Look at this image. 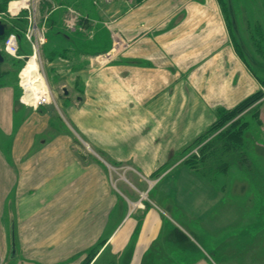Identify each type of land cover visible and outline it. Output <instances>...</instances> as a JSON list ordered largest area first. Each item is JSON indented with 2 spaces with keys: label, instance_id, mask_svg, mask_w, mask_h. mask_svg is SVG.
I'll list each match as a JSON object with an SVG mask.
<instances>
[{
  "label": "crops",
  "instance_id": "1",
  "mask_svg": "<svg viewBox=\"0 0 264 264\" xmlns=\"http://www.w3.org/2000/svg\"><path fill=\"white\" fill-rule=\"evenodd\" d=\"M83 6L79 16L86 25L61 41L49 40L39 53L56 105L21 104L14 74L0 75V188L6 187L0 207L6 204L17 250V219L20 233L44 236L35 249L48 252L63 248L60 236L75 235L77 243L79 234H95L84 228L93 218L111 216L106 168L79 165L73 134L105 162L185 154L216 122L218 108L233 109L263 89L240 56L221 0H90ZM188 181L200 183L190 176ZM210 187L203 184L198 196L204 211H214L220 200L221 192ZM71 200L72 207L64 205ZM164 217L161 211L146 213L128 264H177L166 248L161 254V238L166 246L188 250L186 230L165 226ZM80 219L84 226L73 230ZM130 234L119 242H128ZM16 260L8 261L68 263L42 254Z\"/></svg>",
  "mask_w": 264,
  "mask_h": 264
},
{
  "label": "rangeland",
  "instance_id": "2",
  "mask_svg": "<svg viewBox=\"0 0 264 264\" xmlns=\"http://www.w3.org/2000/svg\"><path fill=\"white\" fill-rule=\"evenodd\" d=\"M11 1L0 0V21L7 27L6 35L0 38V49L5 58L0 65V75L14 74L21 90L20 98L19 75L30 67L29 58L35 52L39 56L49 40L61 41L64 35H74L81 30L86 24L79 11L84 9L83 3L90 0H29V8L17 16L9 12ZM221 3L240 56L253 70L264 91V0H221ZM13 33L19 37L17 55L7 53L4 47L5 40ZM49 105L56 104L53 101ZM254 114L259 116L254 117ZM239 118L241 122L236 125L237 128L243 122L250 123L249 128L243 129V145L232 143L231 148H227L225 142L228 140L223 137L217 139L230 126L229 122L214 133H204L202 140L196 139L183 151L185 154L116 156L111 162H105L104 156L90 152L86 142L73 134L71 148L74 153L77 152L74 156L79 165L90 168L93 163H99L106 168L110 181L111 216L104 218L100 215L86 226L82 225L84 219H80L78 225L74 220L73 230L84 226L87 231L95 230V234H79L77 243L75 235L64 234L60 236L63 248L60 246V251L48 252L35 249L44 236L20 233L22 220L17 219L20 232L17 234L19 251L16 261L38 259L42 254L48 259L68 262L66 264L76 261L78 264H128L129 252L136 244L144 216L156 210L168 220L163 221L165 226L171 223L176 225V229H185L190 239L186 243L187 251L170 245L168 240L169 245L166 246L165 241L160 239L161 254H165L166 248L168 254L176 258L174 263L264 264V98L233 122ZM259 119L261 124H258ZM202 149L208 153H202ZM153 166L158 167L156 170H145ZM189 167H195L197 172L188 174ZM188 176L200 180V183L189 182ZM203 184L221 192L215 210L212 209L214 211H204L205 204L198 201ZM0 189L4 194L6 187ZM74 204L73 200L64 203L67 207ZM5 206L2 204L0 207V214L1 211L3 214L0 218V264H11L8 261L12 250V234H9L11 220L6 218ZM69 222L64 220L67 227ZM120 223L124 231L114 238ZM129 231L128 242L120 243L119 238ZM29 242L33 245L30 250ZM190 242L198 249L193 250ZM76 247L78 250L75 252Z\"/></svg>",
  "mask_w": 264,
  "mask_h": 264
},
{
  "label": "trees",
  "instance_id": "3",
  "mask_svg": "<svg viewBox=\"0 0 264 264\" xmlns=\"http://www.w3.org/2000/svg\"><path fill=\"white\" fill-rule=\"evenodd\" d=\"M137 2H140L142 0H135ZM263 86V85H262ZM264 98V91L260 90L257 93L253 94L252 96L248 97L244 101H242L238 106L234 107L233 109H226V108H218L216 111V122L212 125V127L206 132V134L211 133L217 129L219 130L225 123L228 125L229 122H231L230 126L227 127V129L223 130L217 139H225L228 140L225 142V146L227 148H231V144H237V145H243L244 142V135L245 132L243 129H247L250 127L249 122H243L242 125L237 128V124L241 122L240 118L233 122L234 119L238 118L239 116L245 115L249 109L253 108L254 105L259 103ZM262 104V102H261ZM260 104V106H261ZM258 106V107H260ZM257 111V110H256ZM256 113V112H255ZM254 117L259 116V114H254ZM242 118V117H241ZM261 120L259 119L258 124H261ZM203 136H200L198 139L202 140ZM204 149L207 148V145L203 147ZM209 149V148H208ZM206 150L202 149V153L207 154L208 152ZM214 153V152H213ZM190 168V167H189ZM192 171L197 172V169L195 167L190 168ZM84 264H90L87 262H84Z\"/></svg>",
  "mask_w": 264,
  "mask_h": 264
},
{
  "label": "bare ground",
  "instance_id": "4",
  "mask_svg": "<svg viewBox=\"0 0 264 264\" xmlns=\"http://www.w3.org/2000/svg\"><path fill=\"white\" fill-rule=\"evenodd\" d=\"M29 6V0H12L9 6V12L13 16H17L22 10L29 8ZM40 68V62L38 63L36 59L32 60L28 71H25L23 74L24 86L28 97L35 98L43 92L47 94L48 90L51 89L49 84H46L42 78V75L39 74L41 71Z\"/></svg>",
  "mask_w": 264,
  "mask_h": 264
},
{
  "label": "built area",
  "instance_id": "5",
  "mask_svg": "<svg viewBox=\"0 0 264 264\" xmlns=\"http://www.w3.org/2000/svg\"><path fill=\"white\" fill-rule=\"evenodd\" d=\"M31 35H29V39H31ZM31 41V40H30ZM19 37L17 36V34L13 33L10 34L7 39L5 40V51L11 55H17L19 52ZM35 48V46H34ZM39 63L40 62V58L37 54V52H35L30 58L28 62H31L32 60H35ZM40 75H42V78L44 79V81L46 82V84H48V82L46 81V78L44 76V72L43 70L40 68ZM25 71H28L27 69H24L23 73L21 75H19L20 78V87L22 89V94L20 97V102L21 104L31 107L33 109H38L42 106L45 105H49L53 102V97H52V91L51 89L48 90L47 94H45L44 92L39 94L37 97L32 98V97H28L26 95V90H25V86H24V80H23V74L25 73Z\"/></svg>",
  "mask_w": 264,
  "mask_h": 264
},
{
  "label": "water",
  "instance_id": "6",
  "mask_svg": "<svg viewBox=\"0 0 264 264\" xmlns=\"http://www.w3.org/2000/svg\"><path fill=\"white\" fill-rule=\"evenodd\" d=\"M7 27L6 25L0 21V38L4 37L6 35ZM5 62V58L2 54V50L0 49V65ZM17 256V247H16V239L15 235L12 234V250H11V255L10 259L13 260Z\"/></svg>",
  "mask_w": 264,
  "mask_h": 264
}]
</instances>
